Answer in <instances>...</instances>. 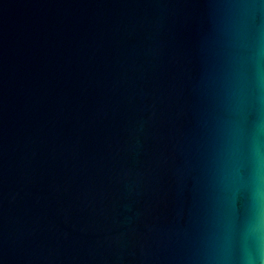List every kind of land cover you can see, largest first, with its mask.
<instances>
[{"label": "water", "instance_id": "obj_1", "mask_svg": "<svg viewBox=\"0 0 264 264\" xmlns=\"http://www.w3.org/2000/svg\"><path fill=\"white\" fill-rule=\"evenodd\" d=\"M0 264H264V0H0Z\"/></svg>", "mask_w": 264, "mask_h": 264}]
</instances>
